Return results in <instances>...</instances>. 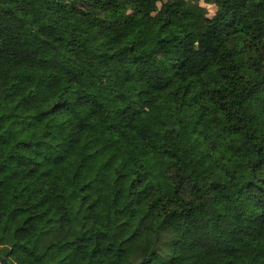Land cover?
Wrapping results in <instances>:
<instances>
[{
  "label": "trees",
  "instance_id": "1",
  "mask_svg": "<svg viewBox=\"0 0 264 264\" xmlns=\"http://www.w3.org/2000/svg\"><path fill=\"white\" fill-rule=\"evenodd\" d=\"M261 2L0 0L11 264H264Z\"/></svg>",
  "mask_w": 264,
  "mask_h": 264
},
{
  "label": "rangeland",
  "instance_id": "2",
  "mask_svg": "<svg viewBox=\"0 0 264 264\" xmlns=\"http://www.w3.org/2000/svg\"><path fill=\"white\" fill-rule=\"evenodd\" d=\"M203 5H205L208 10H209V14L212 17L217 10V6L213 5V4H206L203 3ZM254 11L255 12H263L264 11V2L258 3L254 6ZM10 241H11V236L8 235L7 233H4L0 236V250L6 249L10 246Z\"/></svg>",
  "mask_w": 264,
  "mask_h": 264
},
{
  "label": "water",
  "instance_id": "3",
  "mask_svg": "<svg viewBox=\"0 0 264 264\" xmlns=\"http://www.w3.org/2000/svg\"><path fill=\"white\" fill-rule=\"evenodd\" d=\"M0 264H11L6 256L0 253Z\"/></svg>",
  "mask_w": 264,
  "mask_h": 264
}]
</instances>
